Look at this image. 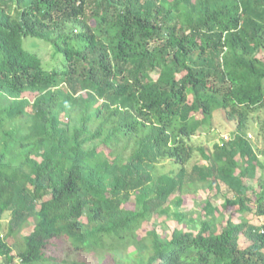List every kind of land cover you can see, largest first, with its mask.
I'll return each mask as SVG.
<instances>
[{
	"label": "trees",
	"instance_id": "trees-1",
	"mask_svg": "<svg viewBox=\"0 0 264 264\" xmlns=\"http://www.w3.org/2000/svg\"><path fill=\"white\" fill-rule=\"evenodd\" d=\"M263 49L264 0H0V221L12 215L0 264L66 263V250L83 257L72 264H264V222L245 216L264 219L248 133ZM218 111L236 129L197 150L204 165L185 183L189 141ZM167 160L179 180L162 185L151 171ZM218 182L235 194L225 224L208 202L199 228L140 233L176 191Z\"/></svg>",
	"mask_w": 264,
	"mask_h": 264
},
{
	"label": "rangeland",
	"instance_id": "rangeland-1",
	"mask_svg": "<svg viewBox=\"0 0 264 264\" xmlns=\"http://www.w3.org/2000/svg\"><path fill=\"white\" fill-rule=\"evenodd\" d=\"M24 46L26 49L32 50L33 48L39 50V54L43 56L45 65L47 67L52 66L53 59L52 53L43 42L33 40L30 38H26L24 40ZM258 57L264 61V49L258 53ZM1 103V101H0ZM236 129V122L229 121L226 119L225 114L223 112H216L213 116L212 124L210 127L201 128L196 135H194L190 142V145L195 149L192 159L186 165L187 174L185 175V183H190L197 177V171L195 168H201L204 165V160L201 157V154L197 151L199 148H204L206 150H211L216 143L222 144L223 138L225 136H230L231 133ZM249 140L254 147L255 152L258 154L260 161L264 164V107L261 109H257L250 116L249 122ZM150 171V168H147ZM179 167L174 166L170 163V161H161L156 164V167L153 171H151L152 177L156 183L166 182L169 185V178L172 176L175 180H179L178 177ZM260 176H264V169L259 168L257 172V178ZM257 179L252 182V185L256 187ZM181 196L183 198L182 205L177 209L172 200L177 196ZM235 194L230 188L224 184L223 182H218V184L214 185L213 190H197L196 187H191L180 193L176 191L173 193L165 205L163 204V208L166 206H170L171 213L169 216L163 214L159 211L152 214V219L147 222L140 233H144L146 229L154 228L157 230L159 234L168 235L172 228L179 225V227H188V226H196L195 223H191V220H199V216H203L205 218L206 206L208 202L211 204L213 208L217 209L215 215H209L208 220H215V223H226L227 218L230 215H233L234 211L237 210L235 206H228L227 202L234 200ZM132 200H135V195L132 196ZM155 205L160 202H154ZM178 211L183 215V219L181 222H175L173 219V212ZM205 216V217H204ZM246 217L249 218L250 222L255 226H260L263 224L264 219L255 217L253 214L246 213ZM12 219L11 212L5 213L2 220L0 221V231L5 236L8 231V224ZM199 228V224L196 226ZM8 242L11 246L14 247V254L17 255L19 253V249L17 247L20 242V236L9 238ZM16 244V245H15ZM83 257L80 256L79 252L73 250H66L65 259L66 263H42V264H72V262L81 261ZM89 261H92L91 258L87 257ZM113 258H117L114 256ZM97 261V260H96ZM2 262V259H0ZM95 263V261H94ZM108 264H115L112 259Z\"/></svg>",
	"mask_w": 264,
	"mask_h": 264
},
{
	"label": "built area",
	"instance_id": "built-area-1",
	"mask_svg": "<svg viewBox=\"0 0 264 264\" xmlns=\"http://www.w3.org/2000/svg\"><path fill=\"white\" fill-rule=\"evenodd\" d=\"M228 138H229V136H225L223 139L227 140ZM17 264H20V263H17Z\"/></svg>",
	"mask_w": 264,
	"mask_h": 264
}]
</instances>
